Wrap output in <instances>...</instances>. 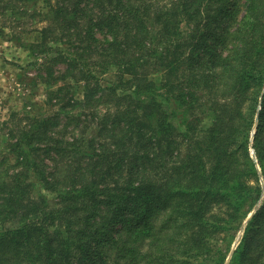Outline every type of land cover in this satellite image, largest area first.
<instances>
[{
    "label": "trees",
    "instance_id": "16d2710c",
    "mask_svg": "<svg viewBox=\"0 0 264 264\" xmlns=\"http://www.w3.org/2000/svg\"><path fill=\"white\" fill-rule=\"evenodd\" d=\"M33 1L50 108L0 123V264H225L264 192V0ZM229 264H264V198Z\"/></svg>",
    "mask_w": 264,
    "mask_h": 264
},
{
    "label": "rangeland",
    "instance_id": "374dc122",
    "mask_svg": "<svg viewBox=\"0 0 264 264\" xmlns=\"http://www.w3.org/2000/svg\"><path fill=\"white\" fill-rule=\"evenodd\" d=\"M34 2L36 1L30 0L26 4L28 13L21 12L20 14L12 11L13 6H9V0H1L0 2V5H5L3 9L0 7V123L9 120L11 114L15 111L23 115L29 111L34 113L38 110L45 111L50 108L44 102L47 97V91L51 86L41 83V79L38 78V76L44 74L43 63L47 62L48 58H46V55L38 53V51L35 54L43 56L36 58L28 46L40 36L41 28L47 24L44 17H39L41 14H38L39 11L42 12V1L37 2V7ZM4 10L6 12L3 13ZM35 12L39 16L32 18V14ZM51 67H53V64ZM55 69L56 74H60L59 71L62 69V65H56ZM103 76L110 77L113 75L110 72ZM153 76L162 75L161 73H155ZM255 131L256 127L253 134ZM251 151L255 155L253 146ZM261 182L264 188V177L262 175ZM263 198L264 192L262 200ZM262 200L259 201L248 219L257 211L262 204ZM248 219L237 234L225 264H229L233 251L240 243Z\"/></svg>",
    "mask_w": 264,
    "mask_h": 264
}]
</instances>
